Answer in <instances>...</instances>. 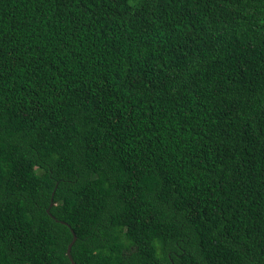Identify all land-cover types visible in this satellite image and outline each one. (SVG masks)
<instances>
[{
    "label": "trees",
    "instance_id": "obj_1",
    "mask_svg": "<svg viewBox=\"0 0 264 264\" xmlns=\"http://www.w3.org/2000/svg\"><path fill=\"white\" fill-rule=\"evenodd\" d=\"M74 234L76 264H264V0H0V264Z\"/></svg>",
    "mask_w": 264,
    "mask_h": 264
},
{
    "label": "water",
    "instance_id": "obj_2",
    "mask_svg": "<svg viewBox=\"0 0 264 264\" xmlns=\"http://www.w3.org/2000/svg\"><path fill=\"white\" fill-rule=\"evenodd\" d=\"M53 204H54V203H53V200H52L50 207H52ZM48 212H49V211H48ZM72 231H73V230H72ZM76 239H77V236L74 234V239H73L72 243L69 245V247H68V251H67L68 257L70 258V260H71V262H72L73 264H76V263H75V262L73 261V259H72V256H71V249H72V247H73V245H74Z\"/></svg>",
    "mask_w": 264,
    "mask_h": 264
}]
</instances>
